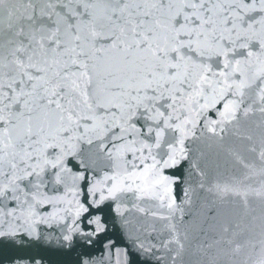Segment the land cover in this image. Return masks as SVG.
<instances>
[{
    "label": "snow or ice",
    "instance_id": "6c2138e0",
    "mask_svg": "<svg viewBox=\"0 0 264 264\" xmlns=\"http://www.w3.org/2000/svg\"><path fill=\"white\" fill-rule=\"evenodd\" d=\"M0 264H264V0H0Z\"/></svg>",
    "mask_w": 264,
    "mask_h": 264
}]
</instances>
